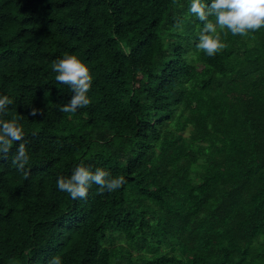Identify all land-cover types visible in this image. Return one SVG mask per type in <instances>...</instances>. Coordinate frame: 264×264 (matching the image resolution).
<instances>
[{
  "label": "trees",
  "instance_id": "trees-1",
  "mask_svg": "<svg viewBox=\"0 0 264 264\" xmlns=\"http://www.w3.org/2000/svg\"><path fill=\"white\" fill-rule=\"evenodd\" d=\"M189 6L0 0L2 118L23 115L31 171L16 144L0 161V264H264V28L208 56ZM66 52L92 75L75 113ZM81 161L126 182L72 200L56 181Z\"/></svg>",
  "mask_w": 264,
  "mask_h": 264
},
{
  "label": "clouds",
  "instance_id": "clouds-1",
  "mask_svg": "<svg viewBox=\"0 0 264 264\" xmlns=\"http://www.w3.org/2000/svg\"><path fill=\"white\" fill-rule=\"evenodd\" d=\"M188 11L202 22L196 47L208 56H214L226 47L222 35L230 33L232 36L248 37L250 33L264 28V0H190ZM181 23L177 20L176 27H180ZM51 67L56 73V82L67 85L72 92L66 103L58 105L59 111L75 113L77 109L87 107L91 102L88 92L92 75L84 61L78 55L66 52L54 60ZM12 104L13 100L8 95H0V161L7 160L14 144L18 145L11 163L27 179L31 171L26 167L30 156L26 144L22 142L25 137L21 122L23 115L13 114L9 119L2 118ZM38 115H43V111L30 106L28 116ZM125 182L123 176H113L102 167L93 170L83 161L72 169L70 175H61L56 181L58 189L66 192L72 200L86 199L92 185H96L97 194L102 195L116 191ZM47 264H62V260L54 255Z\"/></svg>",
  "mask_w": 264,
  "mask_h": 264
}]
</instances>
